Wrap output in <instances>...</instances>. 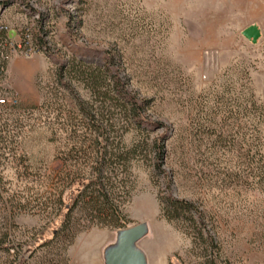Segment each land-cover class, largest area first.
Wrapping results in <instances>:
<instances>
[{"label": "rangeland", "instance_id": "1", "mask_svg": "<svg viewBox=\"0 0 264 264\" xmlns=\"http://www.w3.org/2000/svg\"><path fill=\"white\" fill-rule=\"evenodd\" d=\"M0 25L17 39L29 29L39 47L2 79L18 102L0 119V264L19 247L34 264H106L136 225L146 264H264V0H0ZM251 25L256 42L243 35ZM85 65L119 82L108 134L137 147L106 171L127 221L102 226L75 209L70 232L38 248L91 173ZM168 193L203 221L162 216Z\"/></svg>", "mask_w": 264, "mask_h": 264}, {"label": "trees", "instance_id": "2", "mask_svg": "<svg viewBox=\"0 0 264 264\" xmlns=\"http://www.w3.org/2000/svg\"><path fill=\"white\" fill-rule=\"evenodd\" d=\"M79 72L85 78L84 80L88 88H90L91 96L94 97L92 101H82L85 110L84 116L88 126V133L85 138L86 144L84 146H86L87 152L91 150L88 155L90 153L93 154L92 156H88V159L93 160V165L91 173L87 177H84L79 184V191L68 209L62 228L55 233L52 239L45 241L38 248L49 246L55 240L58 239L59 241V239L65 236L63 232L70 229V217L75 209L87 212L93 221L102 226L121 228L127 221L126 216L114 201L112 178L106 173L109 166H122L124 163H127L130 160L131 154L137 151L135 149L137 147L135 146L127 149L121 141H111V137L108 134V130L113 129L116 125L111 120L114 113L112 111L116 103H118L114 88L119 85V82L116 84L112 76L100 66L85 65L82 69L80 67ZM132 104L136 107L135 103L132 102ZM3 107H0V119L1 114L4 112L2 110L4 109ZM1 129L0 127V140ZM115 147H117V151L113 152ZM159 156L162 157V154L159 153ZM167 185L168 188L171 187V179H168ZM59 204H62V198H60ZM160 212L162 216L170 221H184L193 227H196L203 221L202 213L192 201L177 198L171 193L160 198ZM198 231L201 232V228ZM5 237L8 238L6 233L0 236V249L10 251L7 247L2 246L3 242H5ZM210 242L213 243L212 240ZM67 247L68 245H65L62 252L65 262L67 259L64 252ZM16 250L12 264H34L33 261L29 260L33 258L34 252L26 257L22 253L21 247ZM39 263L46 264V261L42 260Z\"/></svg>", "mask_w": 264, "mask_h": 264}, {"label": "built area", "instance_id": "3", "mask_svg": "<svg viewBox=\"0 0 264 264\" xmlns=\"http://www.w3.org/2000/svg\"><path fill=\"white\" fill-rule=\"evenodd\" d=\"M9 29L5 25H0V107L16 104V95H10L2 89V79L7 71V64L15 55H32L39 51V47L34 44L29 29H25L21 36L16 38L18 33L11 36Z\"/></svg>", "mask_w": 264, "mask_h": 264}, {"label": "water", "instance_id": "4", "mask_svg": "<svg viewBox=\"0 0 264 264\" xmlns=\"http://www.w3.org/2000/svg\"><path fill=\"white\" fill-rule=\"evenodd\" d=\"M10 34L14 36L16 31L11 30ZM243 35L256 42L261 32L256 25H251L243 31ZM141 234L142 227L140 225L124 229L118 245L109 254L106 264H146L144 255L135 248V242Z\"/></svg>", "mask_w": 264, "mask_h": 264}]
</instances>
